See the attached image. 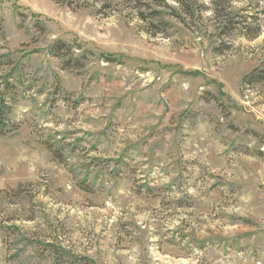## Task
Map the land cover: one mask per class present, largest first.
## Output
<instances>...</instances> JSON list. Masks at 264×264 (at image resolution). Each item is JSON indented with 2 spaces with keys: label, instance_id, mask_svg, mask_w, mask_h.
Instances as JSON below:
<instances>
[{
  "label": "rangeland",
  "instance_id": "obj_1",
  "mask_svg": "<svg viewBox=\"0 0 264 264\" xmlns=\"http://www.w3.org/2000/svg\"><path fill=\"white\" fill-rule=\"evenodd\" d=\"M160 2L0 0V264H264V0Z\"/></svg>",
  "mask_w": 264,
  "mask_h": 264
},
{
  "label": "trees",
  "instance_id": "obj_2",
  "mask_svg": "<svg viewBox=\"0 0 264 264\" xmlns=\"http://www.w3.org/2000/svg\"><path fill=\"white\" fill-rule=\"evenodd\" d=\"M136 1V4H137V7H144V5H147L146 2H152L153 4L157 3L158 5L161 4V0H135ZM177 2V4L179 5L180 10H182V12L184 14H186L187 16L188 15H192V11H191V5L187 4V0H175ZM145 2V3H144ZM164 7L166 8H170L169 6H167L166 4L164 5ZM148 9H151V8H148ZM171 13H172V16L175 17L176 15H178V11L174 10V9H171ZM175 15V16H174ZM141 17H144L142 14H141ZM158 19L157 20V26L154 25L155 22H153L152 20L153 19ZM149 19L151 20L149 26L152 30H161L163 29V31L165 29L168 28V25L167 23L163 22L160 18V12H157V11H151L150 14H149ZM143 20H145L143 18ZM246 29V28H245ZM254 37V36H253ZM0 38H4V34H3V31H2V26H1V22H0ZM65 48V44L63 42H57L53 47H52V51L53 53H55V56H60V51L63 50ZM69 50V49H68ZM110 59V58H109ZM112 61H114L113 59H111ZM111 61V62H112ZM72 64H75L77 65V67H80V60L79 59H76V60H68L66 63H65V66L67 67H70L72 66ZM3 63L0 61V70L2 68ZM264 81V68L262 70H254L252 71L249 75L245 76L243 82L244 83H247L248 85H251L253 86L254 84H258L260 82H263ZM15 90V87H14V84L12 83L11 81V77L10 76H7V78H2L0 76V128L2 129L3 127L7 128V124H5V121L6 118V114L10 111V107L8 105V102L13 100L12 97H15L17 94H15L14 92ZM7 123V122H6ZM0 133L2 134V130H0ZM259 155H262L264 156L263 153H260ZM66 255V256H65ZM64 258V259H67V263L69 261V258L70 256L66 253V252H63L61 255L58 256V258ZM77 261V259L75 258H71L69 263L68 264H73Z\"/></svg>",
  "mask_w": 264,
  "mask_h": 264
}]
</instances>
